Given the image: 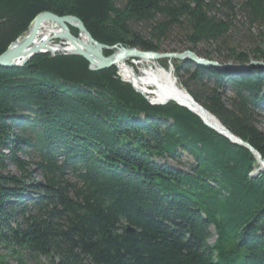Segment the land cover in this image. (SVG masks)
Returning a JSON list of instances; mask_svg holds the SVG:
<instances>
[{
    "label": "trees",
    "instance_id": "obj_1",
    "mask_svg": "<svg viewBox=\"0 0 264 264\" xmlns=\"http://www.w3.org/2000/svg\"><path fill=\"white\" fill-rule=\"evenodd\" d=\"M117 1L0 0V56L45 12L78 18L103 45L145 52L166 53L162 41L178 27L190 51L210 61L196 48L226 44L236 12L264 28V0ZM134 24L149 25V36ZM253 58L264 61V51ZM161 64L264 160L263 69ZM89 67L80 56L48 54L0 67V246L46 264H264V171L251 176L255 156L174 102L152 106L116 67ZM0 264L10 263L0 255Z\"/></svg>",
    "mask_w": 264,
    "mask_h": 264
},
{
    "label": "water",
    "instance_id": "obj_2",
    "mask_svg": "<svg viewBox=\"0 0 264 264\" xmlns=\"http://www.w3.org/2000/svg\"><path fill=\"white\" fill-rule=\"evenodd\" d=\"M45 22H53L57 24L59 27L62 28L64 31V34L62 36V39L66 42H69L74 48V52L68 53L67 51H61V52H53V51H47L43 52L39 50V48H31V45L33 44L36 35L39 31V28L42 26ZM71 29L77 30L79 32L78 36H74L71 32ZM82 36L86 40V43L83 42ZM19 40H17L15 43H13L8 50L0 56V67L2 68H20L23 67L25 64H27L34 56L39 54H57L58 55H75L83 57L88 63L89 68L93 72H98L102 70H107L112 67L117 68V64L125 59V58H132V59H142L147 61H163V60H177L179 62H185L189 61L197 65L198 67L205 68V69H214L217 70L220 73H227V72H247L252 69H261L264 68V63L262 62H251L248 65H236V64H225L221 65L214 61H209L207 59L200 58L191 51H186L184 53L178 54V53H156V52H145L140 49H129V48H118V47H108L106 45H103L91 36V34L87 31L84 24L76 17L74 16H65V17H59L53 13L45 12L42 14H39L34 21L31 24V29L29 31V36L26 37V40H24L22 43L17 44ZM17 44V45H16ZM32 49V50H29ZM116 49L117 51L111 55V56H105V52ZM30 51V52H27ZM118 69V68H117ZM171 69V68H170ZM131 84L130 82H127ZM134 87V85H133ZM137 93L142 95L150 104L153 105H166L169 102H175L179 106L185 107L188 110H190L192 113L197 115L201 121L209 128L213 129L215 132H217L219 135L227 138L232 144L242 146L246 149H248L256 158L258 165L260 168L256 173L259 171H264V160L261 156V154L255 150L251 145L248 143L242 141L241 139L235 137L229 130H227L218 119H216L213 115V117L217 120V122L221 125L222 130H217L207 124L205 120L195 112V110H200L204 113H209L207 110H205L202 106H200L195 100L190 97V102L193 107H187L184 104L175 101V100H167L165 102L161 103H154L153 100L149 99L147 96H145L142 92H140L137 88L134 87ZM129 232H133L132 229H128Z\"/></svg>",
    "mask_w": 264,
    "mask_h": 264
},
{
    "label": "rangeland",
    "instance_id": "obj_3",
    "mask_svg": "<svg viewBox=\"0 0 264 264\" xmlns=\"http://www.w3.org/2000/svg\"><path fill=\"white\" fill-rule=\"evenodd\" d=\"M231 1H232L233 5H237L240 0H231ZM116 2L118 3V5H121L119 3L120 1H117L116 0ZM230 21L232 22L233 26L231 28V32H230L229 38L226 40V44H222V43L219 42L217 44H212L210 47L207 46V45H204V44H200L196 48V51L198 53L206 52V51L211 52L213 54V61L214 62H217V63H219L221 65H225V64L241 65V64L235 63L232 60V58L230 57L231 56V52L233 50L235 52H237V53H245V54H248L251 57V59H252L251 62H262V63H264V61H256L253 58V53H254V51L257 48H261L264 51V28L263 27H260L258 25H253L251 27V25L247 22V20L245 19V17H243V15H241L238 12H236L234 15H232L230 17ZM132 30L134 32L142 35L143 37H148L151 29H150V26L149 25H145V24H140V25L139 24H134L132 26ZM25 35H26V33L23 36H25ZM183 35H184V32H182V29H180L178 27L174 28L168 34V36L162 41V45H161L162 51H166V53H178V54L184 53L186 51H190V49L192 48V46L190 44H188L184 40V36ZM59 41L60 40L56 41L55 44L56 45H60V42ZM115 47H118V48H121V47L127 48V47H124V46H121V45L115 46ZM129 49H132V48H129ZM116 51H117L116 49H112V50H109V51H106V52H109V53L113 52L111 54V55H113ZM47 54L50 55L51 57H56L60 53H57L55 55L49 54V53H47ZM62 55H64V54H62ZM111 55H109V56H111ZM197 56H199V55H197ZM199 57L204 59L203 56H199ZM163 61H166V60H163ZM163 61H156V62H158L161 65L162 68H164L165 70L171 72L172 77L174 78V80H176V78H175V76L173 74L174 73L173 72L174 69L172 68V66H167V67L166 66H162L161 62H163ZM129 66H131L132 68H134L135 73H136L135 75H137L138 77H141L142 76L143 69L146 68V66L144 64L143 65H140L139 67L138 66L137 67L136 66L134 67L133 64H131L130 62H129ZM261 69L264 70V68H261ZM117 74L119 76V79L123 83L129 84V83H127L122 78L123 76L121 74H119L118 69H117ZM139 75H141V76H139ZM176 84H177V86L179 88L185 90L182 86H180V83L177 80H176ZM129 85H131L132 88L134 89V87H133L132 84H129ZM188 95H189V97H192L189 93H188ZM147 97L149 98V96H147ZM151 105L152 106H159V105H153V104H151ZM161 106H163V105H161ZM188 111L191 112L190 110H188ZM192 114H194V113H192ZM258 122H259V124H258L259 130H261V131L264 132V112L261 113L260 117L258 118ZM211 130H213V129H211ZM187 159L190 160V158L187 155H184V160H187ZM167 162L173 165L172 162H170V161H167ZM256 165H258V163ZM256 165H255V169H254L253 173H251V176L252 177H255L259 172H261V171H259L258 173H256L258 171V169L260 168V167H258L259 165L258 166H256ZM9 169L11 170V172L13 174L19 176V172L15 168H13V167H11L9 165ZM36 180L39 181L40 179L37 177ZM212 233L214 234V231H212ZM215 240H216V236H214L210 240V243L211 244L215 243ZM0 255L4 256L6 258V261L9 262L10 264H16L17 263V260L21 256L26 260L27 264H46V260L43 257H41L38 261H36L28 253L20 252L18 250L7 249L4 245L3 246H0Z\"/></svg>",
    "mask_w": 264,
    "mask_h": 264
},
{
    "label": "bare ground",
    "instance_id": "obj_4",
    "mask_svg": "<svg viewBox=\"0 0 264 264\" xmlns=\"http://www.w3.org/2000/svg\"><path fill=\"white\" fill-rule=\"evenodd\" d=\"M29 31L25 36L19 39L17 44H20L26 40V37L29 36ZM63 34L64 31L57 24L53 22H45L39 28L31 48L37 47L43 52H74L75 48L69 42H66L62 39ZM58 40H60V45L55 44V42ZM82 40L84 43H86V40L83 36ZM129 62L133 64L134 67H139L143 64L146 66V68L143 69L142 76L139 75L141 77L135 75V70L129 66ZM117 67L123 78L134 85L135 88H137L144 95L151 97L155 103H161L167 100H175L187 107H193L191 105L188 93L177 86L171 72L162 68L158 62L125 58L117 64ZM195 112L199 114L207 124L217 130H222L221 125L214 117H212L210 113H204L200 110H195Z\"/></svg>",
    "mask_w": 264,
    "mask_h": 264
}]
</instances>
